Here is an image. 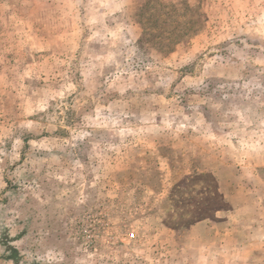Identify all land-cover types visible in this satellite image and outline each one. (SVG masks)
I'll use <instances>...</instances> for the list:
<instances>
[{"label": "rangeland", "instance_id": "obj_1", "mask_svg": "<svg viewBox=\"0 0 264 264\" xmlns=\"http://www.w3.org/2000/svg\"><path fill=\"white\" fill-rule=\"evenodd\" d=\"M0 264H264V0H0Z\"/></svg>", "mask_w": 264, "mask_h": 264}]
</instances>
